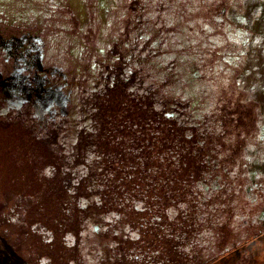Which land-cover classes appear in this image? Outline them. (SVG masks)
I'll list each match as a JSON object with an SVG mask.
<instances>
[{
	"label": "rangeland",
	"instance_id": "obj_1",
	"mask_svg": "<svg viewBox=\"0 0 264 264\" xmlns=\"http://www.w3.org/2000/svg\"><path fill=\"white\" fill-rule=\"evenodd\" d=\"M121 83L131 98H148L204 139L255 117L243 134V165H222L231 151L211 144L196 187L200 201H210L200 214L210 226L193 240L183 234L179 249L191 258L187 264L206 260L221 209L242 197L248 202L238 205L235 220L256 224L261 236L241 251L248 264H264V0H0V264H53L43 255L33 259L36 241L62 246L64 264H170L158 245L138 249L139 229L117 230L118 216L99 210L94 118L99 99ZM82 134L89 146L79 160ZM33 136L36 149L20 144ZM46 149L53 164H44ZM79 185L85 195L75 198ZM32 194L39 209L51 201L58 222L33 223L43 212ZM176 215L169 210L160 239L169 240ZM30 225L36 235L26 234ZM148 231L146 243L156 236ZM241 258L231 253L217 264Z\"/></svg>",
	"mask_w": 264,
	"mask_h": 264
},
{
	"label": "trees",
	"instance_id": "obj_2",
	"mask_svg": "<svg viewBox=\"0 0 264 264\" xmlns=\"http://www.w3.org/2000/svg\"><path fill=\"white\" fill-rule=\"evenodd\" d=\"M240 104V101H237L233 110L237 111ZM250 116L251 113L248 116L249 120L240 119L238 125V121L234 123L235 129L230 130L229 125L224 124V134L204 139L198 135L196 128L181 125L176 119L169 120L164 112L153 109L152 102L148 98L145 100L131 98L126 84H116L108 90L104 98L99 99L96 118H94L97 130L94 134L95 139L91 140L97 155L95 161L97 177L102 183V187L99 188V210L102 213H114L118 216L117 230L121 226L139 229L144 241H139L138 249L158 245L160 256L168 257V263L187 264L191 258L179 249L182 246L181 236L186 234V239L193 240L199 232L210 226L207 223L208 219H200L204 206H208L210 201L201 202L202 192L196 188L204 179L208 169V150L211 144H215L221 148V152L231 151L232 156L222 159L220 162L222 165L225 163L237 165L238 161L243 165L245 160L240 156L244 142L243 134L246 135L251 130L250 123L254 122L255 118ZM227 134L230 136L229 141L225 140ZM32 138L28 141L21 140L20 144H25L26 149H36L38 140L34 136ZM88 146L89 142L82 134L77 145L79 160ZM46 151L47 157L44 164H53L52 154H49V150L46 149ZM11 155L7 158H13ZM29 155L33 161L37 160L35 153L30 152ZM15 163L14 167H19ZM32 166L29 168L31 169ZM35 171H33L34 178L31 184L37 186L40 182L36 179ZM58 181L54 178L52 182H57L54 186L62 190ZM17 182L20 185L23 184V181ZM237 184L242 187L244 181L238 179ZM66 191L69 193V189H65ZM20 192H23L22 189ZM71 195L75 198L84 196L85 189L79 185L75 194ZM71 195L70 198H72ZM32 196H34L35 210L43 212L35 218L33 223L49 226L52 222L54 225V220L58 222L56 218L60 213L49 209L51 201L46 210L39 209V198H35L36 194H32L31 198ZM236 201V206L229 203L221 211L220 208L216 210L222 213V221L214 227V253L210 254L206 260L196 256L191 264H217L228 254H238V252L242 258L235 264H248L247 257L241 249L249 243L258 241L261 235L256 224L247 223L243 227L238 226L235 210L242 201H248L242 197L239 199L237 197ZM223 202L227 203V200ZM219 204L222 205V202ZM170 209L176 210L177 224L171 226L172 222L170 223L169 240L160 239V227L164 221L169 220ZM74 211L79 212L78 205L75 206ZM146 225L149 229H153L156 235L148 243L145 239L151 236ZM31 227L30 225L27 228L26 234L31 232L36 235L37 233H33ZM131 245H133L132 242ZM32 248L34 260L43 255L51 259L53 264H64L65 255L62 252V246L36 241Z\"/></svg>",
	"mask_w": 264,
	"mask_h": 264
}]
</instances>
